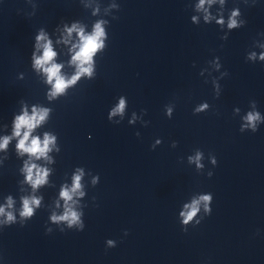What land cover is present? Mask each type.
I'll use <instances>...</instances> for the list:
<instances>
[{
    "label": "water",
    "instance_id": "95a60500",
    "mask_svg": "<svg viewBox=\"0 0 264 264\" xmlns=\"http://www.w3.org/2000/svg\"><path fill=\"white\" fill-rule=\"evenodd\" d=\"M97 25L91 74L53 95L44 69L71 81ZM44 112L37 158L16 123ZM6 138L0 264H264V0H0Z\"/></svg>",
    "mask_w": 264,
    "mask_h": 264
},
{
    "label": "clouds",
    "instance_id": "9594fccd",
    "mask_svg": "<svg viewBox=\"0 0 264 264\" xmlns=\"http://www.w3.org/2000/svg\"><path fill=\"white\" fill-rule=\"evenodd\" d=\"M203 2H204V0H202V3ZM230 26H233V25H230ZM102 35H103V29L101 28L100 25L96 26L95 33H94V35H91V36H84L83 32L81 31L80 38L82 41V45L80 46V51L73 57V61L78 62L79 71H78V74L76 76H74L71 81H66L63 77H61L59 75L60 67H61L59 65L52 64L51 67L44 69L45 72H47L49 75V82L51 83L52 80H55V83L53 85V89H54L53 95L63 92V90L66 87H68L70 84L75 83V81L79 79L80 74H82V73L91 74V69L85 68L84 65L89 64L92 60V56L94 55V53L96 51H98L99 48L102 47V43L100 41V37ZM38 39L44 40L45 37L43 35H41L40 37H38ZM43 48H44L43 57L38 58L36 60L37 67H41L46 63H51L53 61L55 55H56V53L52 50L50 41L47 44H44ZM123 107H124V102L122 100L119 108L116 109V112L122 111ZM113 114H115V113H113ZM45 116H46V112H44L43 114H34L31 117H29L27 115V113H25L23 116L17 118V123H16L15 135L19 136L20 130L22 128L28 129V131L24 133V137L22 140H20L17 147L21 151L27 152L30 155L36 156L37 158L45 156V154L49 150V144L52 143L54 140V138H49L46 135L45 140L43 142V146H41V141L39 140L38 137L32 139L31 144L27 145V141L29 139V136H30L32 130L39 123H41L44 120ZM255 118L256 117H253L251 114L248 117L249 121H252ZM7 143H8V140L6 138L4 143L0 144V148L6 147ZM35 167L36 166L33 165L31 168H27V171H28V177L27 178L29 181H31L33 179L32 178V170ZM47 174L48 173L46 170H43L42 172H38L37 178L34 181V187L45 183ZM74 186H75V188L80 187V177L79 176H76L74 178ZM62 196L65 199H68V200L71 199V196L69 195V192L67 190L62 192ZM201 199L207 201V200H210V197L204 196ZM34 203H36L38 205L39 201H34ZM197 211H198V209L193 207L191 211L187 212L186 214H183V215H185V221L184 222L187 224L189 221H191L193 219V217L196 215ZM2 212H3V209H0V213H2ZM32 212H33V209L30 206L29 201L25 200L24 201V211H23L22 215L31 216ZM69 213H70V215H65L61 219L67 220V219L71 218L72 220H75L76 214L74 212H71L70 210H69ZM9 219H11V216L9 217ZM53 219H56V218L54 217Z\"/></svg>",
    "mask_w": 264,
    "mask_h": 264
}]
</instances>
